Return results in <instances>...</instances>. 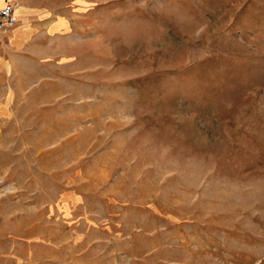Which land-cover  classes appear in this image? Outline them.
<instances>
[{
	"label": "rangeland",
	"instance_id": "obj_1",
	"mask_svg": "<svg viewBox=\"0 0 264 264\" xmlns=\"http://www.w3.org/2000/svg\"><path fill=\"white\" fill-rule=\"evenodd\" d=\"M16 1L0 264H264V0Z\"/></svg>",
	"mask_w": 264,
	"mask_h": 264
},
{
	"label": "crops",
	"instance_id": "obj_2",
	"mask_svg": "<svg viewBox=\"0 0 264 264\" xmlns=\"http://www.w3.org/2000/svg\"><path fill=\"white\" fill-rule=\"evenodd\" d=\"M2 1H4V4L6 0H0V6ZM22 6L24 7L25 5ZM16 16L17 23L15 27L10 31L8 36L5 37V41H7L15 51L30 45L32 43V36L36 33L44 31L47 34L45 39H48V37H50L48 36L49 34L59 32L66 27L65 19H53L45 22L46 20L41 19L45 17V12L32 7L25 6L23 11L18 14L16 13ZM1 41H3V39L0 40V42ZM3 47L4 46L0 43V90L3 88L4 92L1 95H6L9 91H7L5 85L8 84L7 79L10 71L14 67L15 60L13 55L2 49Z\"/></svg>",
	"mask_w": 264,
	"mask_h": 264
},
{
	"label": "built area",
	"instance_id": "obj_3",
	"mask_svg": "<svg viewBox=\"0 0 264 264\" xmlns=\"http://www.w3.org/2000/svg\"><path fill=\"white\" fill-rule=\"evenodd\" d=\"M19 3L11 0L0 8V39L7 37L17 23L16 9Z\"/></svg>",
	"mask_w": 264,
	"mask_h": 264
},
{
	"label": "bare ground",
	"instance_id": "obj_4",
	"mask_svg": "<svg viewBox=\"0 0 264 264\" xmlns=\"http://www.w3.org/2000/svg\"><path fill=\"white\" fill-rule=\"evenodd\" d=\"M2 6H3V5H2ZM0 7H1V6H0ZM18 7H19V9L17 8L18 10L16 9V11H15L17 14H18L19 12H21V11L24 10V7H23L22 5H19Z\"/></svg>",
	"mask_w": 264,
	"mask_h": 264
}]
</instances>
